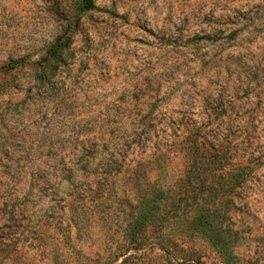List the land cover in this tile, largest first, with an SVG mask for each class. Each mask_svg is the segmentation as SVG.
<instances>
[{
  "label": "rangeland",
  "instance_id": "1",
  "mask_svg": "<svg viewBox=\"0 0 264 264\" xmlns=\"http://www.w3.org/2000/svg\"><path fill=\"white\" fill-rule=\"evenodd\" d=\"M191 142L249 168L230 220L264 264V0H0V264L110 262Z\"/></svg>",
  "mask_w": 264,
  "mask_h": 264
},
{
  "label": "trees",
  "instance_id": "2",
  "mask_svg": "<svg viewBox=\"0 0 264 264\" xmlns=\"http://www.w3.org/2000/svg\"><path fill=\"white\" fill-rule=\"evenodd\" d=\"M60 51V44L55 45L48 59H58ZM190 148L189 166L182 176L148 181L135 190L124 235L105 264H145L156 246L160 254L152 260L157 264H205L199 250L185 247L199 240L213 249L218 264H251L236 253L239 235L230 220L234 199L251 174L249 168L237 163L227 170L231 156L223 145L214 148V154L201 151L197 142Z\"/></svg>",
  "mask_w": 264,
  "mask_h": 264
}]
</instances>
